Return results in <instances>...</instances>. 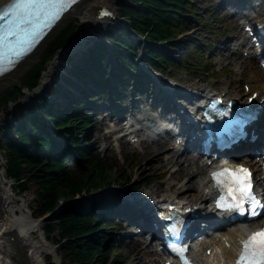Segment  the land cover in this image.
Segmentation results:
<instances>
[{
  "label": "rangeland",
  "instance_id": "374dc122",
  "mask_svg": "<svg viewBox=\"0 0 264 264\" xmlns=\"http://www.w3.org/2000/svg\"><path fill=\"white\" fill-rule=\"evenodd\" d=\"M129 0H118L116 3V10L119 14L120 8L122 5H124ZM227 1L224 3L220 0H195V4L197 6L196 13L201 14L202 18H193L192 12L186 13V16L190 17L192 30L183 33L179 38L175 39L173 42V45H171L173 48L176 49V52L174 53L176 60H180L182 58L183 53H187L186 57L191 55L192 53H196V56H200L201 53L204 51H201L198 49V46L190 45V44H184L185 40L188 41V43H191V41L200 40L202 45L210 44L211 47L207 46L206 49V56L203 55L205 58H207V61L204 62L202 65L198 64L199 61H190V63H187L188 67H179V65H158L160 66L159 69L161 72H163L166 76L170 78V80L181 83L185 85L186 87L190 88L192 91H197L199 88H207L210 90H216L221 91L222 89H228L230 90V93L234 96H239L241 93L246 92L245 86H244V80H247L248 78L254 76V75H261L262 74V67L260 66L257 59H248L245 55L242 53H239L236 55L234 53V50H231L230 48L234 47L236 42L239 40V37L242 35V25L240 23V19H234V16L227 8ZM245 1V0H240ZM258 7H261L264 9V1L263 0H255ZM222 5H220V4ZM210 11V13L208 12ZM82 14H79L76 16V18L69 21L64 27H60L58 30L57 28L52 31L50 37L46 39L44 44L40 47V50L35 54L34 61L35 63L31 65L26 72H23L24 74L19 78V81H16L14 84L9 85L5 89L0 90V113L7 114V123L6 128L3 129V134L8 132H11V124L19 123L20 119L23 121H26L25 116L33 112V110L38 109L40 106L43 105V101H47L48 99H51V102H53V108L56 107L55 103H58L65 99L64 96H62L63 93L56 92L55 82L62 78L64 75H68L67 73H71L70 76H74V71L71 69L72 62H70V59L72 57H77L79 54L83 53L84 50L88 46L91 45L93 41V37H99V36H105L106 32H102V34H99L98 32H89V28L82 27ZM120 16H117V18ZM192 18V19H191ZM199 21H196V20ZM124 21L128 20V17L124 16ZM109 28H117L115 24H110L106 27V31ZM80 31V36L75 40V42L69 46L68 49L64 50L68 53V57L63 60V66L60 74L54 78V81H51L48 85V91L42 97L41 99L38 98L30 103V106L25 109V111H22L20 113H17L14 115L13 111V105L20 101L21 98L26 96L27 92L29 91L27 88L24 89V93L20 94L17 87H21L24 85L25 82H27L28 78L32 75L33 72L38 70L40 67H43L50 64V62L47 61L48 54L50 51L56 46V44L59 42V40L65 35V33L69 30H75ZM210 39V40H209ZM150 40V39H149ZM147 40V41H149ZM170 42V41H168ZM172 42V41H171ZM153 43L151 40L148 42ZM167 42L162 45H166ZM154 44V43H153ZM161 45V46H162ZM78 50L75 52H72L75 50L76 47ZM170 46V48H171ZM185 46V48H184ZM189 46H192L191 48ZM243 49H246V46H242L240 50L243 52ZM37 51V50H36ZM35 51V52H36ZM34 52V53H35ZM178 52V53H177ZM199 53V54H198ZM173 52L170 54L172 57ZM189 62V60H188ZM193 67V68H189ZM264 70V69H263ZM73 74V75H72ZM76 76V75H75ZM136 75L130 76V78L127 80L126 84L129 85L128 92L125 88V93H127V96L122 98L121 100H118L122 107L120 106L118 109L119 114H124L125 116L131 115V107L130 102L132 99V86L133 82L135 80ZM68 77V76H67ZM74 80V79H73ZM65 81V80H64ZM68 81V80H66ZM147 83V81H146ZM67 85V84H66ZM72 86V85H71ZM156 85L153 86V88H146V90L139 91L138 95L133 96L134 98L138 99V102L136 104V107L134 110L138 113V111L142 110L143 108L150 107L154 111L157 110L159 115L164 114V118L167 115H171L169 110H166L162 112V106H154L152 103L154 102V97L152 94V91L156 90ZM74 87V86H73ZM63 88V87H62ZM75 88V87H74ZM65 91L64 89L62 90ZM203 90H201L202 92ZM6 95H12L13 100H10L8 102L4 101L2 99V96ZM106 94L103 92L97 97V104H100L101 108L103 103H110V97H104ZM126 95V94H125ZM57 96L55 99L53 97ZM62 98V99H61ZM106 98V99H105ZM66 100V99H65ZM61 105V104H60ZM125 107H128V111H125ZM117 108V107H116ZM115 108V109H116ZM55 109V108H54ZM86 109V108H82ZM92 109H88L87 113H82L81 117H83L85 114L90 115L93 114ZM110 110L101 109L100 113L93 114V116L90 118L92 123L87 126L84 129H78V133L80 136L88 139L86 143H84L83 146L90 145L94 152H96L99 156L108 159H113V168L111 173L116 174V178L118 179V182L116 185H112L110 187L105 188L108 193H111L113 191L114 187H120L126 190L128 193H134L133 196H143L146 193L150 191V189L158 187L160 195L168 196L172 193L180 191V195H188L196 192L194 187L191 189H185L182 188L183 184L188 185V183H192V181L199 180L202 181L206 178V173L202 175H198L195 177H191L189 174H182L179 173L181 166H185L188 164V161L184 158L187 156H194L187 154H181L182 149H178L174 146V144L170 142L162 145V149L165 150L162 153V161H167L173 154L175 161L168 164V166L162 168L161 162L157 161L155 159L158 147L161 145L159 142H150L146 141L144 143L137 142V143H129V132L125 128H123L124 125V118L118 119L117 116L114 117L112 114H110ZM72 118H74V115H71ZM13 130V129H12ZM6 131V132H5ZM56 131V130H55ZM61 134V133H60ZM2 138H5L4 135H0ZM198 160L200 163H202V159L198 155ZM68 159V158H67ZM193 159V158H191ZM192 161V160H191ZM6 165H7V154L6 152L0 148V193L4 194L5 192H9L16 198V204L21 203L24 204V207L28 210V207L34 212L36 218H40V215H42V212L40 210V206L38 204L39 197L37 196V189L38 185L37 182L34 180L30 181V183L27 186V189L21 193V190H18V187L14 185V182L6 172ZM196 165L192 163L191 170L196 169ZM119 168L122 169V171H119ZM80 170V163L70 160L68 164L67 171L70 173H76ZM185 172V171H184ZM133 178V182H128L127 177ZM115 178V179H116ZM179 180L175 188H171V184L175 180ZM145 180L147 183H145ZM145 183V185H144ZM102 190V189H101ZM137 190V191H136ZM94 191V190H92ZM91 191V192H92ZM100 191V190H98ZM182 192V193H181ZM90 193V192H89ZM136 193V194H135ZM88 193L80 194L77 193L76 195H69L68 197H73L70 200L63 201L62 204L67 205H82L84 204L86 196ZM183 199H186L183 197ZM94 202V199H92ZM67 202V203H66ZM91 200H87L86 203H90ZM61 204V205H62ZM29 205V206H28ZM61 205L59 207H61ZM70 206H64L63 210L70 207ZM5 203L3 202L0 205V233H2L5 229L4 223L6 221V218L8 217V213L5 211ZM58 207V208H59ZM60 211H58L56 214H58ZM110 220V219H108ZM114 221V224L111 225H105V227L100 228L98 231L106 230L108 234L112 238V246L114 244H117L116 251H113L109 253L106 257L100 258V260H106L108 264H160L161 263V254L155 253L152 250V246L143 243V238L141 242L133 243L129 240L132 236L136 238L137 236L135 234H131L129 232L135 230L134 223H130L132 225H128L127 222L123 223V220H120L116 217H112ZM101 223L106 224L107 220L105 218L100 219ZM100 223V224H101ZM43 224V223H42ZM99 224V225H100ZM244 225H248V223H244ZM98 226V225H97ZM106 231H104L106 233ZM20 234V231L19 233ZM42 234L41 225L38 227V231L36 232V236L40 237ZM54 235L49 236V239L51 243L53 244L54 248L57 251V254L63 256V260L65 258L63 251L61 252V248L58 247V245L55 243V240H53L52 237H59L58 232H54ZM131 235V236H129ZM46 236V235H45ZM47 237V236H46ZM48 238V237H47ZM2 240H5L6 242V248L8 249V252L10 255L6 257V260L9 261L11 264H28L22 254V251L20 250V246L13 242L15 239V236L10 233L6 235L4 238H1ZM32 248L28 247L26 248V252L31 255L32 254ZM142 252V255H141ZM52 253V254H51ZM54 255V258L52 259L53 262H56V256L54 252L47 251L43 253L42 260L43 263L46 264V256ZM3 256V255H2ZM153 261V263H152ZM54 262V263H55ZM47 263L49 264V261L47 260ZM57 263V262H56ZM64 264H74L72 260L69 258H66L63 262ZM58 264V263H57ZM162 264V263H161Z\"/></svg>",
  "mask_w": 264,
  "mask_h": 264
},
{
  "label": "trees",
  "instance_id": "16d2710c",
  "mask_svg": "<svg viewBox=\"0 0 264 264\" xmlns=\"http://www.w3.org/2000/svg\"><path fill=\"white\" fill-rule=\"evenodd\" d=\"M130 1L121 7V14L129 19L128 27L139 33H147L156 44L171 41L179 37L181 33L190 30V17L184 16V13L192 12L194 18H202L201 14L196 13L197 6L192 0ZM79 35L80 32L77 29L68 30L50 51L47 61L53 59L58 51L72 44ZM108 39L112 43L111 48L104 37L96 38L87 49L88 55L85 61L73 65L76 76L90 78L105 90L108 89L104 87L106 76L112 68L118 86L121 87L122 83L130 77L128 69L137 71L139 66L136 61L138 55L136 40L128 31L110 29ZM184 44H188V41L185 40ZM190 44H195L200 52L202 51L198 40ZM171 45L173 42H168L165 46ZM164 49L163 47L155 49L148 45L145 57L154 65L159 62L173 63L174 60L162 52ZM111 57L116 59L115 64ZM188 60L199 61L198 64L201 65L205 62L202 53L198 57L196 53H192L181 61L180 66H188ZM44 69L45 66L40 67L28 78L24 86L17 87L19 93L23 94L25 87L35 88L39 84ZM140 81L143 80L140 79ZM62 87L60 83H56L55 91L67 94L62 91ZM2 98L6 102L14 99L12 95H4ZM85 103V101L80 105L74 103L78 105L77 108H74L72 104L64 106L63 110L53 114L51 103L45 101L40 109L47 114L50 121L43 117L41 111L35 109L28 117L30 126L20 121V127L15 131L17 137L9 133L5 141L0 140V147H3L7 154V172L20 187L21 193L27 189L30 181L37 182L38 204L44 215L55 211L63 201L73 198L68 197L69 195L97 192L118 182L119 178H116V174L111 173L113 159H104L89 146H83L85 140L79 135L78 129H84L92 122L91 116L81 117ZM71 115L75 117L72 118ZM49 122L57 129L64 128L59 130L64 143L53 137ZM67 157L80 163L78 173L67 171L69 164ZM119 171L122 169L119 168ZM127 180L133 182L131 177H127ZM103 203L105 202L96 201L79 206L71 205L63 212L56 214L53 220L46 222L47 233L50 236L54 235L55 231L59 233V237H54V240L61 247L64 259L69 258L74 264H108L106 260H100V258L116 251L117 246H112L113 241L107 232L105 233L104 230L96 232L108 223L99 222L104 215L103 208L101 210L99 207ZM106 208L108 209L109 206L106 205ZM49 263L56 264L51 256H49Z\"/></svg>",
  "mask_w": 264,
  "mask_h": 264
},
{
  "label": "bare ground",
  "instance_id": "6f19581e",
  "mask_svg": "<svg viewBox=\"0 0 264 264\" xmlns=\"http://www.w3.org/2000/svg\"><path fill=\"white\" fill-rule=\"evenodd\" d=\"M8 1H10V0H0V7L3 6L5 3H7ZM117 2H118V0H81L79 3H77L68 12H66L63 15V17L54 26L52 31H54V29H56V28L58 30L60 27L61 28L64 27L69 21L76 18L77 15L82 14L83 15L82 16V18H83L82 27L89 28L88 33L89 32H94V33L98 32L99 34H102V32H106L105 37L107 39H108V32L110 29H112V30L124 29L130 33L128 26L126 24L122 23V21L120 20V17H118L119 21L115 19V15L123 16L120 14L121 8H120L119 14L117 13L116 6H115ZM130 2L131 1L129 0L128 2H126L122 6H125L127 3H130ZM103 8H106L108 11H110L109 16L102 15V9ZM243 15H244V13H240V14L233 13L234 19H236V20L239 17H243ZM244 16L251 18L250 20L256 19V20H260V22L264 23V13L261 9L256 10L254 13H251V11H248ZM194 20H195V18H194ZM190 21H192V20H190ZM196 21H199V20L197 19ZM110 24H115V26H117V28H109L106 31V27L109 26ZM244 26H245V24H244ZM244 26H243V30H244ZM52 31L44 38V40L34 50V52L37 50L35 53L34 52L30 53L12 71L8 72L7 74H5L3 76H0V90L5 89V87L7 88L9 85L14 84L16 81H19V78L24 74L23 72H26V70H28V68L35 63V61H34V58H35L34 56H36L35 54L40 50V47L42 46V44H44L46 39H48L50 37ZM78 32H80V31L78 30ZM241 36H242V39L240 40V42H237L234 45V47L230 48L231 50H234V53L236 55L238 54V52L243 53L239 49V46L242 45V43L246 42L249 45V47L254 46L253 44H251L250 40H248V41L246 40V38H247L246 32H243ZM131 37H132V35H131ZM75 40L72 42V44L75 42ZM92 43H91V45H92ZM68 48H69V46L58 51L56 53L55 57L48 61V62H50V61L51 62L48 65V67L46 65V67L43 71L42 77L39 81V84L35 88L31 89L29 87H25L29 91L27 92L26 96L21 98L20 101H17L13 105L14 115L17 113H20L22 111H25V109H27L30 106V103L32 101H34L38 98L41 99L42 97H44V95L48 91V85L50 84L51 81H54V78H56L62 70L63 60H65V58L68 57V53L64 50H66ZM77 48H80V46L76 47L75 50H73L72 52H75L76 50H78ZM243 51H244V49H243ZM250 52L251 51L249 48V53ZM246 58L254 60L256 57L254 55H251V53H250V55H247ZM36 71L33 72L32 75L34 73H36ZM262 71L263 72L261 75H254V76L247 79L246 83L250 86V91H249V93L243 92L241 95L244 94V96H246V95H250L254 92H259V95H258V98H256V101H259L260 99H264V70L262 69ZM56 83H58V82H56ZM56 83H55V87H56ZM174 84L175 83H168V87H170V88L171 87H174V88L177 87L176 86L177 84H175V85ZM55 87H54V89H55ZM188 90H190V89H188ZM223 90L225 91L226 89L224 88ZM200 91H201V88H199L197 90V92H199V93H200ZM197 92L195 90L192 93L196 94ZM189 93L183 94V96L185 98H190L192 95H190ZM4 95H6V94H4ZM226 95L228 96L229 99L231 97H234V95H232L229 92H226ZM172 98H170V99H172ZM241 98H243V97H241ZM45 101H43V102H45ZM47 101L49 103H51V99H48ZM40 107L36 110L41 111ZM167 108H169V106H167ZM141 114H146L147 117H141V119L139 121H137L139 125H141L143 122H147L148 118L150 119L152 116V113L149 112L148 108H144ZM7 116L8 115L6 113L5 114L0 113V135L5 136V134H3V131H4L3 129L6 128ZM138 124L135 127H139ZM19 127H20V123L11 124V131L14 132ZM135 127L133 126L132 129H137ZM7 135H8V132L6 133L5 138H2V136H0V140L5 141L7 139ZM259 142H260V144H259V146H257V149L262 148V146L264 145L263 139H261ZM6 143H5V145H6ZM141 143H144V141L142 140ZM159 143H161V144H158V145H161V146L158 147V152H157L155 159H157V161L161 162V167L164 168V167L168 166L169 163L175 161V159L173 157L174 156V154H173L167 161H165V162L162 161L163 160L162 153L165 150L164 148L162 149V147H163L162 145L166 144V142L162 141ZM0 148L3 149V147H0ZM191 158H193V159H191ZM185 160L188 161V164L185 166L182 165L179 173H182V174H189L190 173L191 177H195V176L202 175V174L206 173V178L204 180H202V181L195 180V181H192L191 184L190 183H188V185L183 184V186H182V188H185V189H191L192 187H194L196 192H194L192 194H188V195H180V191H178V192L172 193L171 195L164 196V195H160V193L158 192L159 188L155 187V188L150 189V191L142 197L143 198L142 201L145 203V199H146V201L147 200L150 201L148 203L150 205L152 202L151 198H157V197L158 198H164L167 201L170 198H171V200H175L177 198L180 199V198L185 197L186 198L185 207H196V206H202V205L205 207L211 206L212 205V199L211 198H212L213 187L211 186V182H210V179L208 177L209 172L207 171L206 166L204 164H200L198 159L196 158V156H189V157L186 156L184 158V161ZM192 163L197 166L195 170H191ZM253 164H254L256 171H264V161L263 160L257 158L255 161H253ZM6 172H7V169H6ZM7 175L9 176V178H11V176L8 174V172H7ZM12 180L15 181L14 179H12ZM260 180L264 181V178L260 177ZM178 181L179 180L176 179L171 184V188H175ZM14 185L17 186V184L15 182H14ZM18 190L19 191L21 190L20 187H18ZM127 193L128 192H126L125 189L120 188V187H114L113 191L111 192V194L115 195L116 198L119 197V199H116V200H121L124 204L130 205L132 208L135 207L138 210V212H140V214H146L148 216V218L147 219L144 218V220L147 223L149 221H153V217L148 214V212L150 210V206L148 205V207H147V205H145V207L142 208L143 202L137 200L138 198L136 196L131 195V194L130 195L133 196L134 199L127 198V196H126ZM124 197H125V199H123ZM120 198H122V199H120ZM136 201H138V202H136ZM3 202L6 205L5 211L8 213V217L6 218V221L4 223L5 229L2 232V236H0V264H11L9 261L6 260V257L8 255H10L8 252V249L6 248V242H5V240L1 239L10 233H12L15 236V239L13 240V242L20 246V250L22 251V254H23V256H24V258L28 264H45L41 260H42L43 253L47 252V251H51V252L55 253L56 262L58 264H64L63 262L65 259L63 260V256L61 257V255H59V253L57 254V251L54 248V246L52 245L51 241L48 240L50 235L47 233L46 222L53 220L56 215L53 218L52 217L44 218V217L49 216L54 211L49 212L50 214L49 213H47L45 215L42 214V215H40V218H36L34 212L30 209V207H28V210H27L24 207V204L23 205L21 203L16 204V198L12 194H10L9 192H5L4 194L0 193V205ZM40 210H41V208H40ZM63 211L64 210L62 208L60 210V212H63ZM40 225H41V229H42V234L40 237H38L35 234L38 231V227ZM19 231H20V234H18ZM246 236H247V234L245 233L244 228L242 229V227H240L239 224H234L231 227L226 228L223 231H221V234L213 235L210 238L208 237L205 240H202L200 242V244L197 246V250H196L197 259H198V261L204 262L207 264H234L235 251L237 250L238 246L241 245L240 240L245 238ZM52 238L54 240V237H52ZM57 245L59 248H61L59 246V244H57ZM27 246L33 249L31 255H29L26 252ZM210 248H211L210 257H212L214 262H209V261L206 262L207 258L209 257V255L206 253V250L210 249ZM61 252H62V249H61ZM141 255H142V252H141ZM162 260L164 263L165 260L163 257H162ZM152 263H153V261H152Z\"/></svg>",
  "mask_w": 264,
  "mask_h": 264
},
{
  "label": "snow or ice",
  "instance_id": "6c2138e0",
  "mask_svg": "<svg viewBox=\"0 0 264 264\" xmlns=\"http://www.w3.org/2000/svg\"><path fill=\"white\" fill-rule=\"evenodd\" d=\"M77 0H13L7 9L0 11V21L11 13V18L0 23V74L4 68L5 52L9 54V65L14 67L19 60L33 48L44 34ZM221 188V199L217 201L222 208H231L240 213L257 215V207L264 208L252 189L251 172L244 165L236 168H222L212 173ZM224 193L230 202L221 203ZM248 204L250 207H245ZM243 245L238 264H264V228L252 232L241 241ZM185 264H190L182 256Z\"/></svg>",
  "mask_w": 264,
  "mask_h": 264
},
{
  "label": "water",
  "instance_id": "95a60500",
  "mask_svg": "<svg viewBox=\"0 0 264 264\" xmlns=\"http://www.w3.org/2000/svg\"><path fill=\"white\" fill-rule=\"evenodd\" d=\"M108 194H110V193H108L107 192V190H103V191H100L99 193H96V194H92V195H90L88 198H98V197H107V195ZM71 201H69L68 203H70ZM67 203V202H66ZM67 203V204H68ZM67 204H62L61 205V207H59V208H57L54 212H52L49 216H46V217H44V218H49V217H54L55 215H56V213L58 212V211H60L64 206H66Z\"/></svg>",
  "mask_w": 264,
  "mask_h": 264
}]
</instances>
